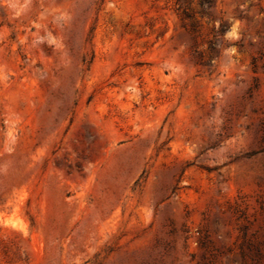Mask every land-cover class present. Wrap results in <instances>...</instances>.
Returning <instances> with one entry per match:
<instances>
[{"label":"rangeland","instance_id":"obj_1","mask_svg":"<svg viewBox=\"0 0 264 264\" xmlns=\"http://www.w3.org/2000/svg\"><path fill=\"white\" fill-rule=\"evenodd\" d=\"M0 264H264V0H0Z\"/></svg>","mask_w":264,"mask_h":264},{"label":"clouds","instance_id":"obj_2","mask_svg":"<svg viewBox=\"0 0 264 264\" xmlns=\"http://www.w3.org/2000/svg\"><path fill=\"white\" fill-rule=\"evenodd\" d=\"M232 35H233L235 38L238 39V36H236V33H235L234 29H233V31H232Z\"/></svg>","mask_w":264,"mask_h":264},{"label":"trees","instance_id":"obj_3","mask_svg":"<svg viewBox=\"0 0 264 264\" xmlns=\"http://www.w3.org/2000/svg\"><path fill=\"white\" fill-rule=\"evenodd\" d=\"M213 3H211V1H209V6H211Z\"/></svg>","mask_w":264,"mask_h":264}]
</instances>
